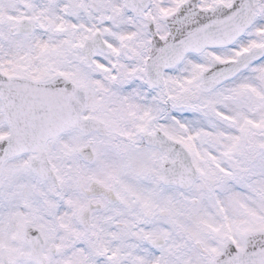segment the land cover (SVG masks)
I'll list each match as a JSON object with an SVG mask.
<instances>
[{
    "label": "snow or ice",
    "instance_id": "6c2138e0",
    "mask_svg": "<svg viewBox=\"0 0 264 264\" xmlns=\"http://www.w3.org/2000/svg\"><path fill=\"white\" fill-rule=\"evenodd\" d=\"M0 264H264V0H0Z\"/></svg>",
    "mask_w": 264,
    "mask_h": 264
}]
</instances>
